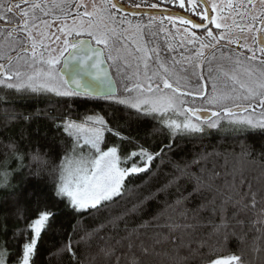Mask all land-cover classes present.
Returning <instances> with one entry per match:
<instances>
[{
    "label": "snow or ice",
    "instance_id": "1",
    "mask_svg": "<svg viewBox=\"0 0 264 264\" xmlns=\"http://www.w3.org/2000/svg\"><path fill=\"white\" fill-rule=\"evenodd\" d=\"M0 104V264L264 257V0H0Z\"/></svg>",
    "mask_w": 264,
    "mask_h": 264
},
{
    "label": "trees",
    "instance_id": "2",
    "mask_svg": "<svg viewBox=\"0 0 264 264\" xmlns=\"http://www.w3.org/2000/svg\"><path fill=\"white\" fill-rule=\"evenodd\" d=\"M113 76L115 77V71L114 69H111ZM118 79V77H116ZM21 102L20 101H15L14 106H19ZM197 103H200L197 101ZM42 106V105H37V107ZM80 111H84L85 108H91L93 105L91 103L87 105H80L78 106ZM205 107H208L205 105ZM5 105L0 104V115L3 114ZM22 110V109H21ZM99 110V109H97ZM247 142L249 144H258V143H264V131H261L259 129H252L249 130V132L246 135H240L239 137L234 138L233 135L229 133V131L225 130L223 132H216L213 130V135L205 140V143L215 145L221 148V150L228 148L231 149L232 147H236L237 150L239 149V146L241 143ZM230 248L232 250L235 249L234 243L230 245ZM231 252L229 249H221L219 252V255L221 256H228L230 255ZM249 260L252 261V264H264V257H261L259 253H249Z\"/></svg>",
    "mask_w": 264,
    "mask_h": 264
},
{
    "label": "water",
    "instance_id": "3",
    "mask_svg": "<svg viewBox=\"0 0 264 264\" xmlns=\"http://www.w3.org/2000/svg\"><path fill=\"white\" fill-rule=\"evenodd\" d=\"M109 71H110V74L113 75L112 70L109 69ZM203 115H205V116H207V117H210V116H211V112H208V111H207V112L203 113Z\"/></svg>",
    "mask_w": 264,
    "mask_h": 264
},
{
    "label": "rangeland",
    "instance_id": "4",
    "mask_svg": "<svg viewBox=\"0 0 264 264\" xmlns=\"http://www.w3.org/2000/svg\"><path fill=\"white\" fill-rule=\"evenodd\" d=\"M114 71H115V69H114ZM213 110H214V109H209L208 112H211V111H213Z\"/></svg>",
    "mask_w": 264,
    "mask_h": 264
}]
</instances>
